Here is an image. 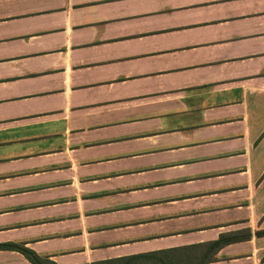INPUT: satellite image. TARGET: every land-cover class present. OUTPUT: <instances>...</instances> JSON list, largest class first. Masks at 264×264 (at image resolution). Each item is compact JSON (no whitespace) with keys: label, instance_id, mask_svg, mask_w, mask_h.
Wrapping results in <instances>:
<instances>
[{"label":"crops","instance_id":"1","mask_svg":"<svg viewBox=\"0 0 264 264\" xmlns=\"http://www.w3.org/2000/svg\"><path fill=\"white\" fill-rule=\"evenodd\" d=\"M242 229L208 264H264V0H0V243L83 264Z\"/></svg>","mask_w":264,"mask_h":264},{"label":"trees","instance_id":"2","mask_svg":"<svg viewBox=\"0 0 264 264\" xmlns=\"http://www.w3.org/2000/svg\"><path fill=\"white\" fill-rule=\"evenodd\" d=\"M257 234L263 235L264 230L257 231ZM250 236L249 229H242L222 233L217 239L208 242L175 246L83 264H208L217 259L216 254L221 247L231 242L249 239ZM0 250L18 251L32 264H58L48 256L38 254L21 242L0 243Z\"/></svg>","mask_w":264,"mask_h":264}]
</instances>
